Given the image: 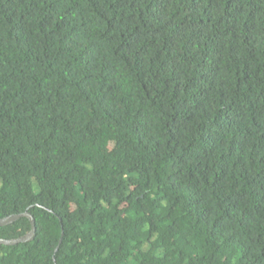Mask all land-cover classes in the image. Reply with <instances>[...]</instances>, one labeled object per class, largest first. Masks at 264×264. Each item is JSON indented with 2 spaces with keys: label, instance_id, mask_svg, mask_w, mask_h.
Returning <instances> with one entry per match:
<instances>
[{
  "label": "trees",
  "instance_id": "trees-1",
  "mask_svg": "<svg viewBox=\"0 0 264 264\" xmlns=\"http://www.w3.org/2000/svg\"><path fill=\"white\" fill-rule=\"evenodd\" d=\"M25 212L0 264H264V0H0Z\"/></svg>",
  "mask_w": 264,
  "mask_h": 264
},
{
  "label": "water",
  "instance_id": "water-1",
  "mask_svg": "<svg viewBox=\"0 0 264 264\" xmlns=\"http://www.w3.org/2000/svg\"><path fill=\"white\" fill-rule=\"evenodd\" d=\"M22 217H27L30 220L31 230L27 234H25L21 237H18V238L8 239V240L0 239V244H2V245H17V244H21V243L30 242L34 239L36 227H35L34 218L32 217V215L29 212L20 213V214H13V215H10V216L4 217V218H0V226L12 224Z\"/></svg>",
  "mask_w": 264,
  "mask_h": 264
}]
</instances>
